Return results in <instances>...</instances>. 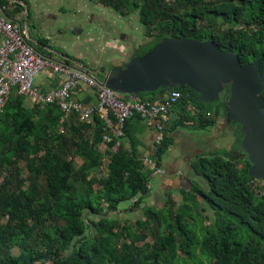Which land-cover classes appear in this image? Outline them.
I'll return each instance as SVG.
<instances>
[{
	"label": "trees",
	"instance_id": "trees-1",
	"mask_svg": "<svg viewBox=\"0 0 264 264\" xmlns=\"http://www.w3.org/2000/svg\"><path fill=\"white\" fill-rule=\"evenodd\" d=\"M101 3L124 17L139 13L154 41L133 57H146L168 38L212 40L238 53L243 63L262 59L264 72V0ZM171 91L184 94L175 105L198 109L201 128L214 125L222 112L230 118L229 88L214 104L199 103V93L189 87L139 96L156 101ZM92 100L88 96L83 102ZM62 117L56 105L28 106L16 90L5 106L0 120V264H264V181L248 173L251 163L240 148L241 130L232 151L213 152L193 163L205 186L184 191L181 203L169 195L163 207L152 208L144 206L152 173L133 148L131 119L125 125L131 148L123 141L117 153H106L107 175L97 176L104 157L98 151L102 118L95 115L87 124L76 115L67 123ZM172 142L167 137L156 153L159 160ZM203 202L215 220L200 239L189 228L187 214H204ZM138 209L143 216L134 227L109 216Z\"/></svg>",
	"mask_w": 264,
	"mask_h": 264
},
{
	"label": "water",
	"instance_id": "water-1",
	"mask_svg": "<svg viewBox=\"0 0 264 264\" xmlns=\"http://www.w3.org/2000/svg\"><path fill=\"white\" fill-rule=\"evenodd\" d=\"M103 82L120 95L189 87L199 93L201 104L222 101L229 88V120L244 134L240 148L251 163L248 173L264 181L262 59L243 63L238 53L212 40L168 38L146 57L135 56L107 70Z\"/></svg>",
	"mask_w": 264,
	"mask_h": 264
},
{
	"label": "built area",
	"instance_id": "built-area-1",
	"mask_svg": "<svg viewBox=\"0 0 264 264\" xmlns=\"http://www.w3.org/2000/svg\"><path fill=\"white\" fill-rule=\"evenodd\" d=\"M0 34L3 35L0 43V120L13 90L33 104L58 106L63 113V123L76 115L80 122L90 124L95 115H99L104 134L98 151L104 155L101 170H105L110 162V155L106 153L119 151L126 136V122L138 115L155 133L156 152L142 159L144 168L153 174H165L156 153L169 137L170 111L183 98L182 92H168L156 101L144 100L139 95L120 96L104 84L97 71L84 63L55 60L40 54L31 46L20 23L0 16ZM41 73L57 75L60 87L42 91L36 85ZM81 87L96 92L97 104H86L75 98Z\"/></svg>",
	"mask_w": 264,
	"mask_h": 264
},
{
	"label": "crops",
	"instance_id": "crops-1",
	"mask_svg": "<svg viewBox=\"0 0 264 264\" xmlns=\"http://www.w3.org/2000/svg\"><path fill=\"white\" fill-rule=\"evenodd\" d=\"M3 1H5V5L0 3V16L20 23L30 44L40 54L52 58L54 51L49 41L55 38L56 35L58 37L61 36L60 27L56 28L55 23L57 21L64 22V18L67 15L66 11L68 10L66 5L74 7V0ZM29 9H32L34 13V19L31 24H29ZM25 16L27 17L26 20H24ZM42 19L44 20L43 23ZM30 25L32 26L33 36L29 31ZM43 35L44 37H41ZM2 40L3 35L0 34V43ZM52 59L70 60L63 56ZM121 64L122 62H117L113 66ZM85 65L89 67L88 64ZM36 85L42 91H50L59 88L61 84L57 75L41 73L36 79ZM92 92L95 91L81 87L75 97L78 100L84 101L88 96H92L93 100L87 104H97V98ZM159 97L162 96L158 95L156 99H159ZM31 104H33L32 101L27 100V105L30 106ZM197 113L198 109L192 105L186 107V109H183L179 105L171 108L169 121L171 130L169 131V137L172 138L173 142L165 152L166 161L162 160V158L160 160L165 169V174H151V192L146 198L144 206L161 208L169 195H173L176 201L181 203L185 195L184 191L189 192L193 188V185L196 184L205 186L203 179L197 175L193 163L201 156L218 151L230 152L238 145L240 128L236 127L235 122H230L225 112H222L221 117L214 125L207 128L199 126V122L196 119ZM128 131L134 143L133 148L141 159L155 154V133L144 120L136 117L132 118L128 123ZM124 143L128 148H131L129 137L124 139ZM149 199L151 202H147ZM124 207H127V205H124ZM202 207L205 208L204 206ZM206 208H209V212L213 213V210L209 206Z\"/></svg>",
	"mask_w": 264,
	"mask_h": 264
},
{
	"label": "rangeland",
	"instance_id": "rangeland-1",
	"mask_svg": "<svg viewBox=\"0 0 264 264\" xmlns=\"http://www.w3.org/2000/svg\"><path fill=\"white\" fill-rule=\"evenodd\" d=\"M66 7L68 10L64 22L57 21L55 23L56 28L60 27L61 36L56 35L49 41L54 51L52 58L63 56L72 61L88 64L91 69L98 72L100 79L104 78L105 72L111 69L114 63H127L138 50L154 41L152 37L148 36L147 29L141 24L139 13L124 17L103 5L101 0H74L76 9L70 5H66ZM28 11L29 24H31L34 13L32 9ZM26 16L24 20H26ZM29 31L33 36L31 25ZM162 160L166 161L165 154L162 156ZM77 163L78 165L81 164L80 158L77 159ZM95 174L106 176L107 169ZM147 202H151V200L149 199ZM154 206L156 207V205ZM202 206L205 207L203 209H207L203 212L204 214L198 213L196 210L187 214L189 228L196 232L200 239L205 237L206 228L215 220V214L206 208L208 204L204 203ZM109 216L120 221L128 220L134 227L136 220L142 218L143 213L135 210L134 212H123L116 216L112 213ZM242 240L247 241L245 233ZM201 258L204 260L203 256Z\"/></svg>",
	"mask_w": 264,
	"mask_h": 264
}]
</instances>
